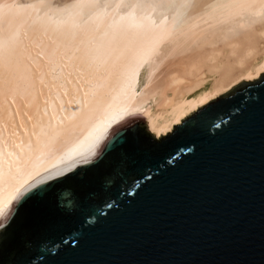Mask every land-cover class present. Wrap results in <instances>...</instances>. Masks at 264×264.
I'll use <instances>...</instances> for the list:
<instances>
[{"label": "bare ground", "instance_id": "bare-ground-1", "mask_svg": "<svg viewBox=\"0 0 264 264\" xmlns=\"http://www.w3.org/2000/svg\"><path fill=\"white\" fill-rule=\"evenodd\" d=\"M13 1L11 37L0 34V224L116 128L141 118L158 137L264 70V18L245 24L264 0H72L69 15L61 0Z\"/></svg>", "mask_w": 264, "mask_h": 264}, {"label": "water", "instance_id": "water-1", "mask_svg": "<svg viewBox=\"0 0 264 264\" xmlns=\"http://www.w3.org/2000/svg\"><path fill=\"white\" fill-rule=\"evenodd\" d=\"M172 126L131 120L21 193L0 264H264V70Z\"/></svg>", "mask_w": 264, "mask_h": 264}, {"label": "rangeland", "instance_id": "rangeland-1", "mask_svg": "<svg viewBox=\"0 0 264 264\" xmlns=\"http://www.w3.org/2000/svg\"><path fill=\"white\" fill-rule=\"evenodd\" d=\"M17 1H19L21 3H24L26 5H29V7H31V8H33V6H36V4L32 2V0H17ZM82 1H92V0H82ZM104 1H106V0H96L95 2L96 3H102ZM11 2L14 3V4L16 3L13 0H0V34H3V36H4L5 39H10V37H11V34L7 31V29H8L7 21H8L9 18H8V13H7V10H6L7 9L6 7H8V6H15L16 5V4L15 5L12 4ZM61 2L63 4L61 6V7H63V13L65 15H69V6H68V4L70 2H72V0H61ZM5 11H6V13H5ZM3 13H5L6 15H4ZM263 16H264L263 14H261L259 16H253V17L250 16V17H248L246 19L247 21H245V24H250L251 25V24L254 23V21L257 22L259 19L264 18ZM6 26H7V28H6ZM6 31H7V33H6ZM5 33L7 35H9V36H7Z\"/></svg>", "mask_w": 264, "mask_h": 264}]
</instances>
